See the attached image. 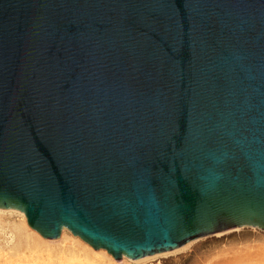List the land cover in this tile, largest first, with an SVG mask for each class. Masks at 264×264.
Returning <instances> with one entry per match:
<instances>
[{
    "label": "water",
    "instance_id": "95a60500",
    "mask_svg": "<svg viewBox=\"0 0 264 264\" xmlns=\"http://www.w3.org/2000/svg\"><path fill=\"white\" fill-rule=\"evenodd\" d=\"M0 209L116 261L264 231V0H0Z\"/></svg>",
    "mask_w": 264,
    "mask_h": 264
},
{
    "label": "rangeland",
    "instance_id": "374dc122",
    "mask_svg": "<svg viewBox=\"0 0 264 264\" xmlns=\"http://www.w3.org/2000/svg\"><path fill=\"white\" fill-rule=\"evenodd\" d=\"M18 221L25 225L29 234L24 232L17 235L15 227ZM33 232L36 234L35 230L26 225L23 216L0 212V264H60L63 259L61 264H264V231L253 227L215 233L191 241L172 253L147 256L135 261L125 257L116 261L113 257L108 258L109 254L103 258L100 253L102 249L94 250L89 246V251L82 239L79 242L86 248L73 244V240L79 237H72L71 234L63 239L61 235L56 239H45L37 233L40 238L34 241ZM87 248L89 250L86 251ZM63 254L68 258L65 259Z\"/></svg>",
    "mask_w": 264,
    "mask_h": 264
},
{
    "label": "bare ground",
    "instance_id": "6f19581e",
    "mask_svg": "<svg viewBox=\"0 0 264 264\" xmlns=\"http://www.w3.org/2000/svg\"><path fill=\"white\" fill-rule=\"evenodd\" d=\"M0 212L1 213H18L19 215H21V216H23V218H24V220H25V223H26V225H28V223H27V220H26V217H25V215L22 213V212H20V211H17V210H13V209H0ZM29 226V225H28ZM16 232H17V235L19 234V235H21L22 233H24L25 232V234L26 233H28V231H27V229H26V227H25V225L22 223V222H20V224H19V221H18V223L16 224ZM35 233L36 234H34V232H33V234H34V236H32L31 234H30V236H32V237H34V241H35V238L36 239H39L40 237V234H39V236H37L38 234H37V232L35 231ZM29 234V233H28ZM27 234V235H28ZM68 234H71V236L73 237V234L69 231V230H67V229H63L62 231H61V239H63V237H65L66 235H68ZM29 236V235H28ZM29 236V237H30ZM71 236H70V238H71ZM31 237V238H32ZM39 237V238H38ZM67 237V236H66ZM65 237V238H66ZM33 239V238H32ZM42 240V239H41ZM73 240V239H72ZM79 240L81 241V239H76V240H73L74 242H73V244H76V245H80V247L82 246L83 247V244H81V242H79ZM40 241V240H39ZM43 241V240H42ZM42 241H41V243H42ZM85 242V241H84ZM37 243H38V240H37ZM86 243V242H85ZM84 243V244H85ZM39 244V243H38ZM73 246V245H72ZM86 246L90 249V245L89 244H87L86 243ZM90 246V247H89ZM81 247V248H82ZM80 248V249H81ZM83 248H86V247H83ZM86 249V251L87 250H89V249ZM182 248V247H181ZM79 249V248H78ZM178 249V248H177ZM177 249H174V250H171V251H166V252H163V253H158V254H155V255H160V254H162V255H165V254H167V253H169V252H171L172 253V251H177ZM82 250V249H81ZM84 250V249H83ZM79 251V250H78ZM85 251V250H84ZM85 251V253L87 254V252ZM89 251H91V249L89 250ZM94 251V250H93ZM48 252V251H47ZM84 253V252H83ZM92 253V252H91ZM100 253H102L101 255H102V257L103 258H105V257H107L108 255V253H107V251L105 250V249H102L101 250V252ZM47 254V253H46ZM79 254V253H78ZM88 254H90V252L88 253ZM69 255V254H68ZM72 255V254H71ZM90 255H92V254H90ZM155 255H151L150 257H154ZM48 256V255H47ZM60 256H61V254H60ZM82 256H83V254H82ZM110 256V257H109ZM109 256H108V258H112L113 256L111 255V254H109ZM49 257V256H48ZM63 257H64V254H63ZM74 257V256H73ZM149 257V258H150ZM51 258V257H50ZM62 258V257H61ZM65 259L66 258H68V256L67 257H64ZM76 258H77V256H76ZM78 258H80V257H78ZM126 259H128L127 257H125ZM144 259L145 258H148V257H143ZM142 258V259H143ZM63 259V258H62ZM62 259H59L60 261L62 260ZM69 259H73V258H71V257H69ZM141 259V258H140ZM75 260V259H74ZM128 260H130V259H128ZM64 261V259L62 260V262ZM73 261V260H72ZM82 261V260H81ZM132 261H135V260H132ZM62 262H60V264L62 263ZM64 264V263H63Z\"/></svg>",
    "mask_w": 264,
    "mask_h": 264
}]
</instances>
